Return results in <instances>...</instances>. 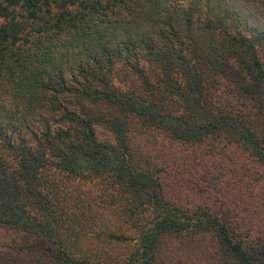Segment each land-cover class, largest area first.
Listing matches in <instances>:
<instances>
[{"label": "trees", "instance_id": "obj_1", "mask_svg": "<svg viewBox=\"0 0 264 264\" xmlns=\"http://www.w3.org/2000/svg\"><path fill=\"white\" fill-rule=\"evenodd\" d=\"M149 136L260 184L264 0H0V264H264V207L186 199Z\"/></svg>", "mask_w": 264, "mask_h": 264}, {"label": "rangeland", "instance_id": "obj_2", "mask_svg": "<svg viewBox=\"0 0 264 264\" xmlns=\"http://www.w3.org/2000/svg\"><path fill=\"white\" fill-rule=\"evenodd\" d=\"M149 151L152 153L153 147L155 149V157H159L161 165L165 167V177L166 184H170V187L177 189L178 194H181L186 199L193 196L198 198H207L209 193H214L220 195L221 197H226V204L234 207L235 204H242L247 207L248 210L255 211L264 207V179L260 181V184L254 185L258 173L254 169L247 174L246 182H249L250 188L245 190L238 176L234 177V180L224 179L221 180V176L230 175L232 172V167H239V162H244V157L236 158L237 156L231 154L222 157L223 162H211L205 164L199 163L196 168H199L200 173L197 177L194 176V171L191 172L193 165L188 166L190 169L187 175H183L179 170H183V166H179L182 162L183 146L176 144L175 142L160 136L156 139L153 136H149ZM147 149V148H146ZM172 170H178L176 179H173V174H170ZM246 184V183H245ZM213 190V191H212ZM248 194V195H247ZM234 214L238 212L240 214L241 209L239 207L234 208ZM4 234V233H3Z\"/></svg>", "mask_w": 264, "mask_h": 264}]
</instances>
